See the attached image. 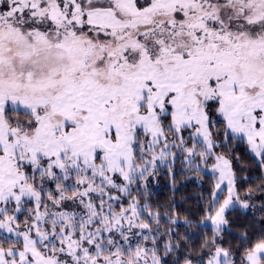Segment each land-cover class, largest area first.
<instances>
[{
    "label": "snow or ice",
    "instance_id": "snow-or-ice-1",
    "mask_svg": "<svg viewBox=\"0 0 264 264\" xmlns=\"http://www.w3.org/2000/svg\"><path fill=\"white\" fill-rule=\"evenodd\" d=\"M0 264H264V0H0Z\"/></svg>",
    "mask_w": 264,
    "mask_h": 264
},
{
    "label": "trees",
    "instance_id": "trees-1",
    "mask_svg": "<svg viewBox=\"0 0 264 264\" xmlns=\"http://www.w3.org/2000/svg\"><path fill=\"white\" fill-rule=\"evenodd\" d=\"M167 183L168 182L166 180L161 179L160 187L157 189V192L159 194V198L162 201L167 199L168 195H169V190H168V187H167ZM181 192L184 195H194L195 194V188H189L187 192H184V190L181 189ZM177 199L179 200V197H177ZM185 207H190V206L189 205H185ZM190 210L194 212L195 208H191Z\"/></svg>",
    "mask_w": 264,
    "mask_h": 264
}]
</instances>
